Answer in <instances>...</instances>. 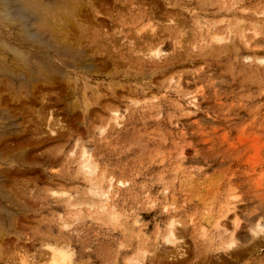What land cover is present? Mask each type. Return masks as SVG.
Here are the masks:
<instances>
[{
  "label": "rangeland",
  "instance_id": "374dc122",
  "mask_svg": "<svg viewBox=\"0 0 264 264\" xmlns=\"http://www.w3.org/2000/svg\"><path fill=\"white\" fill-rule=\"evenodd\" d=\"M45 1L0 15V264H264V0Z\"/></svg>",
  "mask_w": 264,
  "mask_h": 264
},
{
  "label": "bare ground",
  "instance_id": "6f19581e",
  "mask_svg": "<svg viewBox=\"0 0 264 264\" xmlns=\"http://www.w3.org/2000/svg\"><path fill=\"white\" fill-rule=\"evenodd\" d=\"M1 1V6H0V15H1V19L5 20V21H9V22H12V23H15V22H18V23H22L23 20H25L26 18L29 19V18H33V20H37V22L39 21H45V18L44 16L42 15V13H47L45 11H50L51 7L54 5L55 6V2H52V1H45V0H0ZM62 1V0H61ZM66 1V0H65ZM71 1V0H70ZM70 1H66V2H69L73 5V7L76 8V4L73 3V2H70ZM57 2V1H56ZM63 2V1H62ZM81 3L77 4V5H80ZM61 5V4H60ZM82 5V4H81ZM62 6V5H61ZM67 6V5H65ZM69 6V5H68ZM60 7V6H59ZM64 6H62L63 8ZM71 7V6H70ZM66 9V8H65ZM70 9V8H69ZM56 10V9H55ZM61 10V9H60ZM67 11V10H66ZM65 11V12H66ZM49 13V12H48ZM68 13V11H67ZM66 14V13H65ZM54 16V15H53ZM62 16V15H61ZM75 16V15H74ZM69 17V16H68ZM67 17V18H68ZM53 19V18H52ZM61 19V18H59ZM62 21V20H61ZM69 21V19H68ZM36 22V23H37ZM56 22V21H55ZM40 23V22H39ZM203 23V22H202ZM41 24H43L41 22ZM45 25V24H44ZM202 25V24H201ZM43 26V25H42ZM202 27V26H201ZM43 28V27H42ZM59 28V27H58ZM144 29V28H142ZM146 29V28H145ZM205 29V28H204ZM26 30V29H25ZM155 30V29H154ZM55 31V30H54ZM25 34L29 35V39L32 38V39H41V38H38V36H40L38 34V32H29V30H26L25 31ZM60 36V35H59ZM221 39V38H220ZM214 41V40H213ZM218 41V40H217ZM222 41V39H221ZM219 42V41H218ZM0 45H4L5 48L7 47V49L9 48L10 51H12L14 53L15 56L21 58L19 60H26V58L24 59V57L27 55L24 51L20 50L19 48L15 47V46H11L9 45L7 42H4V41H1L0 40ZM6 49V50H7ZM8 51V50H7ZM4 59V58H3ZM2 60V59H1ZM23 60L21 62H23ZM44 62H47V63H43L42 60L40 61L39 60V64H41V66H43V68H45L46 70L49 68H52L53 70L55 69L56 71H60V72H63L64 70L61 69V67L57 64H55L50 58L48 60H44ZM37 64V63H36ZM75 66V65H74ZM39 67V66H38ZM6 68V66H5ZM9 69V68H7ZM1 71H5V70H1ZM8 71V70H6ZM8 73L12 74L13 76H15L14 73L8 71ZM21 78H23L21 76ZM7 83V82H6ZM116 114V113H115ZM114 114V117L116 116ZM116 120L118 119V117L115 118ZM115 120V121H116ZM86 156V155H85ZM85 159V158H84ZM83 164V163H82ZM91 166V163H89V161L86 163H84V166H83V170H85L86 172V175L88 174L90 177L92 176L93 177V174H94V169L93 168H90ZM93 180V179H92ZM96 180V179H94ZM98 181V180H97ZM96 181V182H97ZM93 182V183H92ZM94 182V181H91V184L89 185L90 186V192H87L89 194H91V197H94L95 199H97V201L100 203V204H109V196L107 193H101V191L99 189H101L100 187V184L99 182ZM98 187V188H96ZM92 188V189H91ZM89 189V188H88ZM86 189V190H88ZM97 189L100 191H97ZM110 189V188H109ZM68 197V196H67ZM66 197V198H67ZM79 198V197H78ZM70 200L71 197L69 196L67 198V200ZM77 200V199H76ZM82 201V200H80ZM84 201V200H83ZM91 201V200H90ZM79 203V202H78ZM81 203V202H80ZM72 204V203H71ZM81 205V204H80ZM104 206V205H103ZM79 207V206H78ZM101 208V207H100ZM104 208V207H103ZM5 211V210H4ZM106 211V209L104 210V212ZM111 213V212H109ZM109 213H107L108 215V218H111V215H109ZM7 214V213H6ZM79 214V213H78ZM86 217V216H85ZM113 219L114 216H112ZM111 220V219H110ZM76 221V220H75ZM116 221V220H115ZM98 222V221H97ZM110 222V221H109ZM67 223V222H66ZM117 223V222H116ZM108 224V223H107ZM113 224V223H112ZM220 225V223H219ZM121 227V226H120ZM173 234V233H171ZM128 236V235H127ZM141 237V236H140ZM144 237V236H143ZM175 237V236H174ZM142 238V237H141ZM133 240V239H132ZM171 241V240H170ZM168 242V241H167ZM230 245V244H229ZM232 247V245H230V248ZM148 253V252H147ZM55 254V253H54ZM51 255V254H50ZM60 255V254H59ZM69 255V254H68ZM55 256V255H54ZM69 257V256H68ZM66 257L68 260L69 258ZM144 258V257H143ZM24 259V258H23ZM59 259V258H58ZM71 259V258H70ZM141 259V258H140ZM137 260V259H136ZM143 260V259H142ZM22 261V260H21ZM63 261V260H62ZM139 261V260H138ZM133 262V261H131ZM131 262H129L130 264H132ZM26 263V262H25ZM64 263V262H63ZM133 263H136V261H134ZM62 264V263H61ZM137 264V263H136Z\"/></svg>",
  "mask_w": 264,
  "mask_h": 264
}]
</instances>
